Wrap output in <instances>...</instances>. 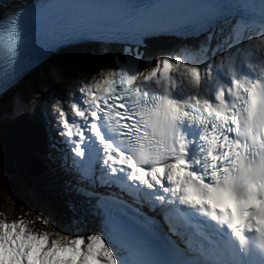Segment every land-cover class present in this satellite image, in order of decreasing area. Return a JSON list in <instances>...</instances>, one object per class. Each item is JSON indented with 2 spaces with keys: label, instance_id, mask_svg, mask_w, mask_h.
Instances as JSON below:
<instances>
[{
  "label": "snow or ice",
  "instance_id": "snow-or-ice-1",
  "mask_svg": "<svg viewBox=\"0 0 264 264\" xmlns=\"http://www.w3.org/2000/svg\"><path fill=\"white\" fill-rule=\"evenodd\" d=\"M37 103L72 219L0 220V264H264V0H0V118Z\"/></svg>",
  "mask_w": 264,
  "mask_h": 264
},
{
  "label": "rangeland",
  "instance_id": "rangeland-1",
  "mask_svg": "<svg viewBox=\"0 0 264 264\" xmlns=\"http://www.w3.org/2000/svg\"><path fill=\"white\" fill-rule=\"evenodd\" d=\"M43 90L44 93L47 92ZM8 118L10 119L0 118V150L6 151L9 157L8 162H5L4 156L0 155V220L12 222L22 219L33 231H50L51 227L41 224L36 219L37 216H43L48 218L56 229L66 230L72 219L69 205L60 204L52 199L39 184L38 179L33 177L37 171L46 168L45 161L33 162L26 159L23 150L32 156L30 147L34 148L31 139L33 136L30 135V131L20 127L19 123L13 124ZM35 154L39 155L37 151ZM16 159L21 167L17 166ZM22 203L26 209L17 210L16 206Z\"/></svg>",
  "mask_w": 264,
  "mask_h": 264
},
{
  "label": "bare ground",
  "instance_id": "bare-ground-1",
  "mask_svg": "<svg viewBox=\"0 0 264 264\" xmlns=\"http://www.w3.org/2000/svg\"><path fill=\"white\" fill-rule=\"evenodd\" d=\"M155 43H158V45H159V47H157V48L166 49V50L167 49L175 48L177 46V42L174 41V40H161V41H157ZM113 51H115V52L118 53L120 51V49L119 48H115V49H113ZM146 55H147V53H146ZM71 56L72 55H70V57L68 59H70ZM142 63L143 62H141V65H142ZM49 69H50V67H49ZM49 69L47 71V66H46V69H45V67H43V68H41L39 70L40 73L43 75V79L45 77H48V76H46V73L49 72ZM43 85H46L47 86L49 84H47V81L46 80H42L41 77H40V75L31 74L28 77L27 80L22 81L20 85H17V94H16L17 95V99L14 101V103H16L17 106L26 105L28 98L32 95V92L33 91H36L38 88H39V91H40L41 88H43L42 87ZM20 98H23L24 99L23 100L24 101L23 102L24 104L23 103L20 104V102H19V99ZM29 109H30V107H29ZM38 114H39V111H37L36 116H38ZM8 120L11 121L13 124H16V125H17V123H19V126L22 127L24 130L30 131V133H33V136H37V138H31V137L30 138L33 140V141L32 140L31 141L33 142L34 145L38 143V145H39V148H38L39 155L37 156L35 154V151L36 150L33 147H30L31 148L30 152H31V155L32 156H30V154L28 153V151H26L25 149L23 150V153L26 154L27 157L26 156L25 157H26V159L28 161H30V159L33 162H37L38 160L43 161L44 160V152L45 151L44 152L42 151L41 146H43L42 144H44V146H45V138L43 136V138L40 140V137H39V134H38L40 132V130H39L37 124H36L35 119H32L31 122H29L26 119V116H24L21 113V114H16L15 116L10 117V119L8 118ZM23 159H25V158H23ZM43 175L44 176H47L48 178L46 177V180H45V183L44 184L43 183H41V184L39 183L40 185H42V187H44L45 184H46L47 188L49 190L53 191V190L59 188V186H60L59 181H62L61 182V185L65 186V180H66V178L61 173H59L58 171L55 170V173L52 174V173H45V169L44 170H39V171H37L36 176H33V177L36 178V179L38 178V180L40 181ZM61 192H64V191H61ZM53 199H55V201H57V202H59L60 204H63V205H64V203L66 201V199L64 197H60V196H56Z\"/></svg>",
  "mask_w": 264,
  "mask_h": 264
},
{
  "label": "trees",
  "instance_id": "trees-1",
  "mask_svg": "<svg viewBox=\"0 0 264 264\" xmlns=\"http://www.w3.org/2000/svg\"><path fill=\"white\" fill-rule=\"evenodd\" d=\"M53 90H56V91H60V85H56L55 87L49 89L47 92L43 93L42 96H46L48 94L49 91H53ZM41 104L37 103L35 106H31V109H30V114L28 113L26 115V119L31 122L32 119H35L36 117V114H37V111H40V108H41ZM28 125V124H27ZM31 136H33V133L30 134ZM34 137V136H33ZM36 137V136H35ZM16 162H17V166L21 167L19 164V161H17L16 159ZM6 172H3V174H5ZM4 177V176H3ZM6 179L4 178V181ZM16 209L19 210V209H26V206L22 203L20 205H17L16 206ZM52 229H50L51 231Z\"/></svg>",
  "mask_w": 264,
  "mask_h": 264
}]
</instances>
